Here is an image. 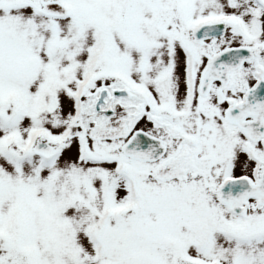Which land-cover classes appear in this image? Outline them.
<instances>
[{"label":"snow or ice","instance_id":"6c2138e0","mask_svg":"<svg viewBox=\"0 0 264 264\" xmlns=\"http://www.w3.org/2000/svg\"><path fill=\"white\" fill-rule=\"evenodd\" d=\"M0 264H264V0H0Z\"/></svg>","mask_w":264,"mask_h":264}]
</instances>
